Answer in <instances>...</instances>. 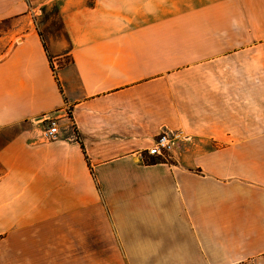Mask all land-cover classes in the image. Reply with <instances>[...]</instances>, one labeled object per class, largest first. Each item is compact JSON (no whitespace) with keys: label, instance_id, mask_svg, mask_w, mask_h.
I'll use <instances>...</instances> for the list:
<instances>
[{"label":"crops","instance_id":"1","mask_svg":"<svg viewBox=\"0 0 264 264\" xmlns=\"http://www.w3.org/2000/svg\"><path fill=\"white\" fill-rule=\"evenodd\" d=\"M43 1L0 0V238L37 229L38 264H264V0H61L58 48Z\"/></svg>","mask_w":264,"mask_h":264},{"label":"rangeland","instance_id":"2","mask_svg":"<svg viewBox=\"0 0 264 264\" xmlns=\"http://www.w3.org/2000/svg\"><path fill=\"white\" fill-rule=\"evenodd\" d=\"M61 0H44L42 5L36 6L31 16L27 18L29 25H34L38 29L42 40L54 48L62 46L66 43V38L62 31L61 19L59 16V6ZM90 3V0L87 1ZM18 20H6L0 23V35L5 32L9 33L13 30V26H18ZM24 28H22L23 30ZM2 48V47H1ZM4 48V47H3ZM67 61V60H65ZM64 63L63 61L56 63V65ZM54 66V65H53ZM12 130L0 132V146L10 137ZM168 159V157H167ZM1 173V170H0ZM32 237L24 239L21 234L14 236V238L6 239V236L0 238V264H32L43 263L39 257L33 256L34 252L39 247L38 230H32ZM18 249H26L30 254L25 257L16 255L13 256V251ZM31 255V256H29ZM50 263H53V258Z\"/></svg>","mask_w":264,"mask_h":264},{"label":"built area","instance_id":"3","mask_svg":"<svg viewBox=\"0 0 264 264\" xmlns=\"http://www.w3.org/2000/svg\"><path fill=\"white\" fill-rule=\"evenodd\" d=\"M57 135V122L55 120H48L47 128L43 131L42 138L48 142L54 140ZM173 144L174 142L172 134L162 131L160 134H158L153 144L147 149V153L148 155L157 156L163 160H166L173 147Z\"/></svg>","mask_w":264,"mask_h":264},{"label":"trees","instance_id":"4","mask_svg":"<svg viewBox=\"0 0 264 264\" xmlns=\"http://www.w3.org/2000/svg\"><path fill=\"white\" fill-rule=\"evenodd\" d=\"M51 68H52V71L54 72V71H55V69H54L53 65H51Z\"/></svg>","mask_w":264,"mask_h":264}]
</instances>
